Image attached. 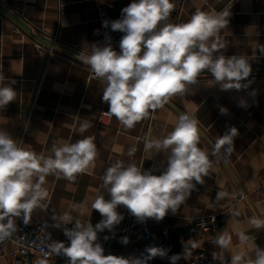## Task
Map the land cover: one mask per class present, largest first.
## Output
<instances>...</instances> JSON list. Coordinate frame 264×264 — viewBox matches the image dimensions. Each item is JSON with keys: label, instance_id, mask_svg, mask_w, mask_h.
Here are the masks:
<instances>
[{"label": "crops", "instance_id": "1", "mask_svg": "<svg viewBox=\"0 0 264 264\" xmlns=\"http://www.w3.org/2000/svg\"><path fill=\"white\" fill-rule=\"evenodd\" d=\"M127 2L0 0L34 30L65 49H47L0 13V70L6 83L16 82L12 86L17 92L16 99L0 110V130L7 131L21 147L37 154L49 155L54 144L74 143L85 136H94L97 145L94 165L77 175L74 182L52 175L46 177L47 207L35 209L31 217L47 223L49 244L61 242L67 224L60 222L59 217L65 213L72 216L73 222L90 220L95 226L102 217L92 210L93 201L98 194L110 199L102 181L106 169L119 160L125 165L135 163L145 170L152 169L153 174H161L167 164V153L145 152L144 139H162L173 130L178 117L187 113L199 121V146L209 153L212 161L209 176L204 177L203 184H196L176 213L170 211L160 221H138L124 206H118L117 211L124 219L111 232L107 229L99 232L97 242L108 252H123L125 258L136 257L143 226L154 234L166 228L174 243L172 251L161 263L152 264H170L168 257L181 253L183 245L190 246L191 241L199 244L193 252H206L212 258L213 252L217 254L218 259H213L211 264H221V255L226 264H230L231 257L237 254L254 260L255 245L264 249V229L256 230L250 224L252 217L264 219V72L251 73L250 86L240 91H222L218 85H213L212 76L202 75L190 86L188 93L171 97L162 109L150 113L133 129L126 130L114 116L105 114L108 104L102 101L104 84L90 76V67L75 59L69 50L87 53L89 45L100 44L97 20L100 10L106 8L119 19ZM173 2L176 7L170 16L171 23L186 22L197 8L219 11L231 6L229 24L220 33L226 45L223 54L245 56L252 69H264V51H261L264 46V0ZM37 43L42 47L40 53L36 51ZM112 47L119 51V44ZM241 101L245 106H241ZM221 107L228 110L226 114L220 113ZM84 120L90 121L92 126L81 134L78 128ZM231 127L238 129L234 150L227 153L221 149L213 156L217 138ZM131 147L137 151L129 157ZM218 192L227 195L217 200ZM235 196H238L237 200ZM229 205L232 220L217 233L218 236L227 231L231 235L227 249L210 243L209 233L187 234L191 219L221 212ZM130 220L134 225L124 234ZM56 223H60V227H56ZM241 232L250 237L246 243L240 240ZM125 236L129 238L127 244L121 243ZM14 248L12 242L0 243V264H13L11 252ZM51 264H63V261L53 254ZM177 264H190L189 257L180 259Z\"/></svg>", "mask_w": 264, "mask_h": 264}, {"label": "clouds", "instance_id": "2", "mask_svg": "<svg viewBox=\"0 0 264 264\" xmlns=\"http://www.w3.org/2000/svg\"><path fill=\"white\" fill-rule=\"evenodd\" d=\"M176 4L173 0H132L121 10V18L104 21L103 27L113 32L123 33L119 41V51L111 43L101 46L92 43L88 51L75 54V59L90 67L94 77L104 84L102 101L108 104L106 115L114 116L126 129L149 117L157 109H162L173 96L185 95L191 85L198 82L204 72L213 77V85L222 91L247 89L251 81L252 66L245 56H226L225 43L220 38L221 30L229 24L230 7L219 11L197 8L186 22H169ZM264 51V46H261ZM0 70V110L16 99L13 88L16 82L6 83ZM241 106H245L241 101ZM227 109L220 108L221 114ZM199 121L194 115L182 113L173 130L162 139H144V151L167 153V164L161 174H153L135 163L124 164L116 161L109 166L103 177L104 194H98L93 201L92 210L100 213L102 219L92 225L76 219L72 228H64V235L70 243L52 241L49 255H63L67 264H148L155 257H167L168 252L161 247L146 248V256L129 257L105 255L103 246L97 242L98 233L105 229L112 231L124 216L117 211L124 206L138 221H156L171 211L173 214L190 196L196 184H203L209 176L212 161L209 153L199 145L201 132ZM92 126L84 120L78 132L83 134ZM238 129L231 127L219 136L214 144L212 155L223 149L227 153L234 150V139ZM94 136H85L74 143L53 145L49 155L21 147L16 139L5 130H0V243L16 232V218H22L28 225L33 211L44 209L49 191L44 186L46 177L52 175L74 182L77 175L88 171L97 157ZM137 149L131 147L128 156ZM195 182V183H194ZM226 192H218L216 199H223ZM238 214V213H237ZM56 220V217H53ZM59 221L73 222L65 213ZM250 224L256 229H264V219L252 217ZM60 227V223H56ZM108 237L105 236V240ZM249 236L240 233V240L247 242ZM128 237L121 243L127 244ZM231 235L222 231L215 243L227 249ZM199 247L191 241L190 249ZM185 248L179 254L168 257L170 264L180 259L187 260L191 251ZM255 259L248 260L243 254L231 257L230 264H264V249L255 245ZM213 259H218L213 252ZM221 264L225 258L219 257ZM37 264H49L47 259Z\"/></svg>", "mask_w": 264, "mask_h": 264}, {"label": "built area", "instance_id": "3", "mask_svg": "<svg viewBox=\"0 0 264 264\" xmlns=\"http://www.w3.org/2000/svg\"><path fill=\"white\" fill-rule=\"evenodd\" d=\"M132 0H128L125 6L131 3ZM98 23L100 26V45L103 46L106 43L119 44L121 36L123 33L113 32L109 27H103V22L108 21L109 24L111 21L116 20V18L107 11L106 8H102L98 14ZM36 51L41 52V45L35 44ZM90 76H94L90 72ZM238 196L234 198L237 200ZM232 220L231 206L229 205L221 212L215 214H209L206 216H201L193 218L188 222L187 225V234L190 236H195L198 233H209L210 234V243H214L217 238L218 231L229 224ZM17 230L12 234L10 238L5 241L12 242L15 246L11 252V258L13 264H37L40 259H47L49 264L52 263L53 254L49 255L48 240H47V223L43 220H38L31 217L30 223L24 225L22 218H16L15 220ZM133 222L128 221L124 234H127L133 226ZM74 222L69 223L65 228H72ZM67 246L70 241L64 235V230L62 234V240ZM173 241L169 236L168 229H163L159 233H152L147 227L143 226L140 233V244L136 250V257L146 256V248L148 247H161L167 250L168 255L171 253L173 248ZM185 248L190 249V246L187 244L183 245V250ZM105 250V249H104ZM191 254L188 256L190 264H211L213 258L210 257L206 252H193L190 249ZM115 255L124 257V253H112L105 250V255ZM60 260L63 261V264H67V257L60 255L58 256ZM161 257H155L152 260L148 261V264L152 263H161L164 259Z\"/></svg>", "mask_w": 264, "mask_h": 264}, {"label": "water", "instance_id": "4", "mask_svg": "<svg viewBox=\"0 0 264 264\" xmlns=\"http://www.w3.org/2000/svg\"><path fill=\"white\" fill-rule=\"evenodd\" d=\"M0 13L3 14L5 17H7L10 21H12L16 26H18L21 30L26 32L28 35L36 39L38 42L46 46L47 49H63L58 42H55L49 37H46L39 33L38 31L34 30L31 26H29L24 20H22L17 14L9 10L7 7H5L3 4L0 3ZM65 50V49H63ZM72 52L73 57H75V53L73 50H69ZM257 72H264V69H252V73H257ZM211 76L210 73L204 72L200 76Z\"/></svg>", "mask_w": 264, "mask_h": 264}, {"label": "trees", "instance_id": "5", "mask_svg": "<svg viewBox=\"0 0 264 264\" xmlns=\"http://www.w3.org/2000/svg\"><path fill=\"white\" fill-rule=\"evenodd\" d=\"M124 5H125V3H124ZM124 5H123V6H124Z\"/></svg>", "mask_w": 264, "mask_h": 264}]
</instances>
